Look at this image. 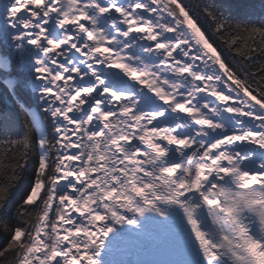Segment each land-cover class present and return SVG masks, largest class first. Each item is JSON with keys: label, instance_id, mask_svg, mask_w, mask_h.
<instances>
[{"label": "snow or ice", "instance_id": "6c2138e0", "mask_svg": "<svg viewBox=\"0 0 264 264\" xmlns=\"http://www.w3.org/2000/svg\"><path fill=\"white\" fill-rule=\"evenodd\" d=\"M0 264H264V0H0Z\"/></svg>", "mask_w": 264, "mask_h": 264}, {"label": "trees", "instance_id": "16d2710c", "mask_svg": "<svg viewBox=\"0 0 264 264\" xmlns=\"http://www.w3.org/2000/svg\"><path fill=\"white\" fill-rule=\"evenodd\" d=\"M4 73L0 72V79L3 78ZM13 100L9 98L6 93L5 86L3 83H0V111L11 110L13 108Z\"/></svg>", "mask_w": 264, "mask_h": 264}]
</instances>
